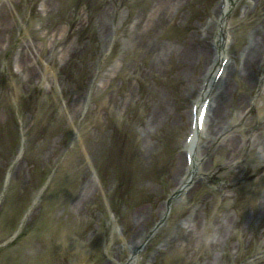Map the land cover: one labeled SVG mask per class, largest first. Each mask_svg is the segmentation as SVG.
I'll use <instances>...</instances> for the list:
<instances>
[{
	"label": "rangeland",
	"instance_id": "1",
	"mask_svg": "<svg viewBox=\"0 0 264 264\" xmlns=\"http://www.w3.org/2000/svg\"><path fill=\"white\" fill-rule=\"evenodd\" d=\"M193 1L200 8L190 23H201L204 7L211 9L217 0ZM47 3L57 8L49 10ZM152 3H8L12 27L4 33L0 50V264H114L126 258L125 244L136 227L147 233L141 264H264V203L257 199L264 191L259 147L249 152V147L238 145L250 131L255 142L264 134V96L258 93L263 70L257 72L252 90L231 81L237 94L247 92L250 99L241 107L224 104L218 116L225 129L242 111L252 123L249 131L228 128L235 140L234 163L227 158L231 148L217 143L207 155V170L215 174L198 181L183 202L176 198L168 207L165 200L177 186L171 177L178 159L185 161L191 104L205 61L187 57L183 65L179 52L188 48L186 42H165L178 49L164 64L156 61L154 51L130 42L133 19L148 12ZM52 17L61 18L63 58L56 76L45 65L48 59L56 64L59 59L47 29ZM252 18L234 26L236 51L244 45ZM185 24L168 23L162 38L171 41L187 34ZM27 42L48 47L35 63L39 77L31 83L11 62L17 47ZM153 116L158 123L150 127ZM227 171L232 177L223 183ZM87 182L92 189L83 201ZM235 201L238 215L232 207ZM216 211L225 224L219 246L211 240L219 228ZM191 214L199 219L194 238L175 227Z\"/></svg>",
	"mask_w": 264,
	"mask_h": 264
},
{
	"label": "bare ground",
	"instance_id": "2",
	"mask_svg": "<svg viewBox=\"0 0 264 264\" xmlns=\"http://www.w3.org/2000/svg\"><path fill=\"white\" fill-rule=\"evenodd\" d=\"M11 1L12 0H1L2 3L0 5V50L4 46V42H1L4 39V33L12 27L11 22L8 19V3H10ZM240 5L242 6V19H239L238 24H242L243 19L250 14H255L257 16V18L254 20L255 24L247 33L246 44L245 46H243L239 53H233L232 56H229V54L226 53L224 50L220 51L219 49H216L217 52H219L217 53V57L215 58L212 54L211 46H209L211 41L217 42L214 41L216 39L213 38L214 32L215 30H217L218 27H220L222 31H230L232 29V18L234 17L235 11ZM210 6L212 7L211 9H208L207 6H205L203 9V12L206 15L209 14L210 19L204 20L201 23L197 22L190 24L192 13H194V11L197 9L199 10L200 8L199 3H195L193 0H153L152 6L150 7L148 12L139 14L138 16H136V20L135 18L133 19V22L135 21L133 23L134 35L133 37H131L130 42H133V45L136 47H138L139 45H144L146 51H154L156 61L162 60L160 62H163V64L164 59L166 57L172 56V51H177L178 49L177 45L165 42H186L183 43V45H188V48L180 50L179 52V58H183V61L181 62L183 65L185 64V59L187 57H192L191 59H193L195 55L199 56L202 61L203 58L205 61H209V64L207 65V70L204 71V80L202 84L203 91L198 96L197 103H201L200 106H202L204 103H209L208 112L206 114L205 121L203 124V127H205L206 129L205 134H207V137H209L210 144H208V147L210 148L214 143H225L224 146L226 148H231L228 155V159L231 158L230 161H233V157L235 156V152H233L232 148L235 141L234 138H221V135L229 131L225 130L224 128H220V126H218V128L220 129H218L215 133L212 132L211 134L209 133V126L211 125V122H213L212 124L219 125V121L217 120V114L220 113L222 104L218 106V103H216L217 97L222 98V103L225 104L227 102V105L237 103V105L242 106L245 100V94H237L232 90L228 81L229 78L231 79L232 76H234L235 79L240 82H247L249 87L255 86L257 82V69H259L261 64H264V0H217L214 5ZM46 8L49 10H54L57 8V6H53L52 3H47ZM49 13L53 14L55 12L50 11ZM220 14L223 15V19L221 21L219 20ZM112 16L111 18H113ZM176 22H180L183 24L186 23L185 27L190 26V31L187 34H183L177 37L176 40L165 41L164 38H162L164 35L162 30L168 23L175 24ZM104 25V19L101 18L102 28H104ZM47 29L50 32V41L53 42L56 53L58 54L60 59V62L57 68L55 69L56 75L57 71L61 68V61L63 58V48H61V36H59V34L61 33V18L59 19L52 17L50 22L47 23ZM41 38L43 42L47 41L46 37L42 36ZM223 40L225 41V38H223ZM227 42L228 41L222 43L227 44ZM233 44L234 43L232 41L229 47H231ZM47 50L48 47L46 43H42V45L39 47L37 44H30L29 42L21 45V47L17 49L15 62L17 63V67L19 68L20 72L24 75L25 81L31 83L32 80L39 77V74L36 71L37 68L35 62H38L40 60V57H42L41 55L43 54V52H47ZM36 52H38V57H36ZM212 64L216 66V73L210 71ZM46 65L48 67H53L54 64L50 61H47ZM221 68H223V72L218 77V71ZM59 85L62 94L63 89L60 80ZM214 91H219V93L217 95H214ZM210 110H213L211 114ZM157 118V116L152 117V119H155V122H153L151 119L149 122L150 127L157 125ZM241 125L247 128V124ZM202 129H199L197 125L196 127H191V133L193 137L190 144L186 148L188 154L192 155L193 164L200 165V163H203L200 165L199 168L201 171H197L195 173L199 177L203 174H206L203 173L205 170V163L203 157L207 156L206 154H209L208 148L204 147V145L201 146L202 149L198 147L199 144L196 146L198 142V135H200ZM196 147H198L199 149L197 148V151L195 153L194 149ZM186 166L187 165L185 162L182 161V158L178 159L173 176L171 177V179L175 181L176 184H180V187L177 189L178 191L185 190L186 183H188L187 179L179 180L181 177V173H183ZM83 188H85L86 194V197L83 199V201H85L87 198V193L89 192V190L92 189V186L88 182L84 185ZM222 222L223 221H221L217 233H215V236L213 238L217 246L220 245V240L224 239L223 233L221 231ZM180 227L182 228V226ZM136 228L137 230H139V227ZM198 228V223H195L187 231V233L190 235V238H194L195 232L198 230ZM137 230L135 233H138ZM144 235V233H141L140 235L134 234L129 240V242H127L125 248H127L129 252L135 253V251L139 250L142 247L144 242ZM144 250H140V252H144ZM136 259V255L132 254L127 264H133ZM124 260L121 261L122 263L119 261L113 262L114 264H123ZM105 263L109 264L108 261H105Z\"/></svg>",
	"mask_w": 264,
	"mask_h": 264
}]
</instances>
